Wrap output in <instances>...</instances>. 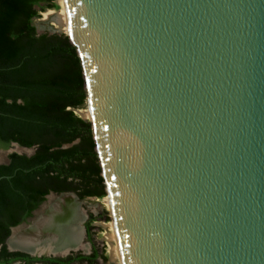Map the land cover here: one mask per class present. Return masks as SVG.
<instances>
[{
    "label": "water",
    "instance_id": "95a60500",
    "mask_svg": "<svg viewBox=\"0 0 264 264\" xmlns=\"http://www.w3.org/2000/svg\"><path fill=\"white\" fill-rule=\"evenodd\" d=\"M66 1L122 264H264V0Z\"/></svg>",
    "mask_w": 264,
    "mask_h": 264
},
{
    "label": "trees",
    "instance_id": "16d2710c",
    "mask_svg": "<svg viewBox=\"0 0 264 264\" xmlns=\"http://www.w3.org/2000/svg\"><path fill=\"white\" fill-rule=\"evenodd\" d=\"M53 0H0V147L10 142L32 148L10 151L0 162V258L45 260L3 243L7 225L29 214L47 193L70 191L77 197L105 193L90 122L74 112L85 101L75 46L63 32H37L38 10ZM58 9V8H57ZM6 175V176H3ZM88 214L85 236L89 240ZM96 250L54 260L94 264Z\"/></svg>",
    "mask_w": 264,
    "mask_h": 264
},
{
    "label": "bare ground",
    "instance_id": "6f19581e",
    "mask_svg": "<svg viewBox=\"0 0 264 264\" xmlns=\"http://www.w3.org/2000/svg\"><path fill=\"white\" fill-rule=\"evenodd\" d=\"M42 18L50 20L61 31L68 32L69 14L67 1L60 0V8L56 11L48 10L44 12ZM85 114L91 118L90 112H82V115ZM107 196L103 201L111 212L109 195L107 194ZM79 220L80 215L73 199L70 197L59 198L43 208L30 225L23 228L21 232L15 233L9 245L29 251L54 253L65 251L68 248L79 247ZM112 222L108 223L110 228V233L107 237L110 248L109 253L114 260H119V258L121 259L120 250L114 223ZM15 230L17 228L13 230V233Z\"/></svg>",
    "mask_w": 264,
    "mask_h": 264
},
{
    "label": "rangeland",
    "instance_id": "374dc122",
    "mask_svg": "<svg viewBox=\"0 0 264 264\" xmlns=\"http://www.w3.org/2000/svg\"><path fill=\"white\" fill-rule=\"evenodd\" d=\"M53 3L55 4V7L45 8L43 10H38V16L34 17L32 19V24L35 27V30L37 32H63L58 27H56L53 23L50 22V20L43 19V13L48 10H54L56 11L57 8H60V0H53ZM74 112L83 117V118H89L85 115H82L83 113L89 112L86 103L84 101L83 106L74 108ZM10 151H15L18 153H24L29 154L32 151V148H25L19 145H13L8 144L5 147H0V162L4 161L6 159V154ZM105 193L101 196H84V197H77L74 193L71 192L72 195L67 194H58V193H49L47 194L44 199L41 201V203L37 206V208L33 211L32 216L25 221V223H22L17 227V230L14 231L13 234L21 232V230L24 227H27L26 225L29 224L31 218L39 214L43 208L48 206L51 202L64 197H70L73 199V201L76 204V208L80 215L79 220V229H80V242L79 247L75 248H68L67 250L72 251H78L87 253L90 250V247L93 246L96 250V260L94 264H122L121 259L114 260L110 253H109V243H108V234L110 233V228L108 226V223L112 222L111 220V212L109 210V207L105 205V202L103 199L107 198V192L104 187ZM111 209V208H110ZM88 214L93 215V219L89 222V240L86 238L84 234V228L85 223L87 222ZM32 223V222H31ZM30 223V224H31ZM113 223V222H112ZM29 224V225H30ZM24 226V227H23ZM64 252V251H61ZM58 252V253H61ZM42 253H54V252H47L43 251ZM56 254V253H55ZM74 264H85V263H74Z\"/></svg>",
    "mask_w": 264,
    "mask_h": 264
},
{
    "label": "flooded vegetation",
    "instance_id": "af4514ba",
    "mask_svg": "<svg viewBox=\"0 0 264 264\" xmlns=\"http://www.w3.org/2000/svg\"><path fill=\"white\" fill-rule=\"evenodd\" d=\"M46 195V194H45ZM44 195V196H45ZM44 199V198H43ZM42 201V200H41ZM40 201V202H41ZM40 202L34 207V208H32L30 211H29V214L28 215H26V216H24V217H21V219L16 223V224H22V223H25V221L27 220V219H29L31 216H32V213H33V211L37 208V206L40 204ZM37 215L38 214H36V215H34L32 218H31V220L29 221L30 223L37 217ZM29 223V224H30ZM16 224H13V225H16ZM29 224H27L26 226H28ZM13 225H7V229H8V232L4 235V231L6 230L5 228L4 229H2V233H1V235H3L4 237H3V243H4V245H5V249L6 250H8V251H14V250H16V251H22V252H24V253H27L29 256H34V257H42V258H47V259H45V260H42V259H40V260H28V258L27 257H25V258H12L9 262H8V264H74V263H85V264H87L86 263V261H84V260H82V261H77V260H54L53 258H59V257H65V256H67V255H75V254H77V253H79V254H89L90 253V251H91V247H90V250L87 252V253H83V252H78V251H72V250H67V252H65V253H62V254H58V253H40V254H38V255H36V254H29L28 252H26V251H23V250H19V249H9L8 247H7V245H6V243H5V238L9 235V233H10V228L13 226ZM24 227V226H23ZM25 228V227H24ZM84 234H85V232H84ZM13 231H12V233H11V235L9 236V238H8V241H7V243H8V245L10 244V241H11V239H12V237H13ZM10 246V245H9ZM11 257V255L9 254V253H5L4 254V256L3 257H1L0 258V264H6V261H8L9 260V258Z\"/></svg>",
    "mask_w": 264,
    "mask_h": 264
}]
</instances>
